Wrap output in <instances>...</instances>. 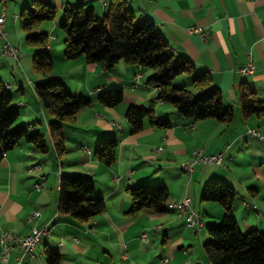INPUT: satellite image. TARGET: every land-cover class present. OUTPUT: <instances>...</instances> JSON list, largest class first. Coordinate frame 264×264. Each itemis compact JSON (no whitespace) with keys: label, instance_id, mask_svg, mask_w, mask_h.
<instances>
[{"label":"crops","instance_id":"obj_1","mask_svg":"<svg viewBox=\"0 0 264 264\" xmlns=\"http://www.w3.org/2000/svg\"><path fill=\"white\" fill-rule=\"evenodd\" d=\"M31 1L7 0L3 5L5 35L0 34V77L9 88L11 84L1 72L14 73L8 65L6 42L22 46L25 31L18 30L14 21ZM45 1L60 8L57 11L66 3H82L102 15L115 0ZM127 3L136 19L148 17L156 24L175 55L184 56L195 65L194 75L204 72L210 75L213 86L221 91L224 105L233 109L234 119L226 124L214 118L195 121L180 115L170 103L157 100L156 89L147 84L151 70L120 60L110 70L113 75L110 83L104 79L102 87L97 80L86 89L91 105L77 113L75 122L63 128L67 151L66 155H57L49 135L51 117L32 91L40 75L36 80L29 78L31 83L27 85L31 91L27 97V86L17 77L18 104L27 115L18 126L43 133L51 145V152L42 156L31 143L22 140L0 161V238L7 229L25 236L33 226H49L33 254L25 256L21 264H47L46 249L59 254L58 264H211L203 250L206 225L219 223L223 215L217 202L200 201L202 187L211 180L236 190L232 211L242 232L264 229V141L248 132L250 127L264 130V116L242 118L238 101L242 82L264 99V0H127ZM10 19L12 23H8ZM190 26L200 28L205 37L200 32H189ZM37 31H46L49 39L55 26L40 25ZM53 36V41H58V34ZM47 48L53 50L49 43ZM80 59L75 62L81 63ZM249 63L252 72L243 74L241 69ZM86 69L100 75L109 73L101 64L86 65ZM137 73L138 80L134 77ZM58 77L71 85L68 72ZM192 78L179 76L175 83L191 88ZM108 87L123 89L124 104L107 107L97 101V92ZM129 104L154 105L155 115L168 120L171 126L156 128L145 123L139 132L131 134L125 117ZM108 137L118 139L116 160L110 167L99 163L93 155L96 144ZM158 147L160 152L156 151ZM199 148L204 154L222 153V164L198 163L192 173L184 171L179 162L190 160L192 151ZM35 164H42L41 172L28 171ZM58 172L92 177L95 195L104 199L105 210L85 221L59 213ZM145 182L167 187L166 211L130 212L128 189ZM36 183L41 186L36 187ZM185 197L190 198V208L201 217V230L186 225V211L167 206ZM36 210L40 214L28 222L27 216ZM1 253L0 241V264H16V249H11L6 259H2Z\"/></svg>","mask_w":264,"mask_h":264},{"label":"trees","instance_id":"obj_2","mask_svg":"<svg viewBox=\"0 0 264 264\" xmlns=\"http://www.w3.org/2000/svg\"><path fill=\"white\" fill-rule=\"evenodd\" d=\"M64 18L60 22L63 31V56L73 60L84 56L87 63L101 64L104 71L111 70L123 60L151 70L147 84L156 89L157 100L173 105L180 115L200 121L214 118L230 124L234 111L223 103L221 91L213 86L207 73L194 75L195 65L184 56H177L167 43L163 33L148 17L135 18L127 0L110 3L109 11L99 15L92 6L82 3H66L62 8ZM56 7L45 0H32L25 6L19 18L20 27L27 33L26 42L38 48L33 56L35 70L44 76L34 85V92L43 109L51 117L48 127L57 155L66 151L63 128L76 119L77 113L91 105L83 95L68 91L57 75L52 73L53 60L47 53L48 34L33 32L44 20L53 19ZM193 76L192 87L177 85L179 76ZM124 98L118 88L99 91L97 100L114 107ZM13 94L0 78V161L7 151L20 142L31 143L40 153L48 151L47 139L39 131L29 130L24 125L11 130L12 123L19 116L18 108L12 104ZM239 111L242 118L264 116V99L245 82L238 92ZM125 117L131 134L139 132L145 123L156 128H169L171 123L155 115L154 105H129ZM118 139L108 137L101 140L94 149V158L110 166L116 160ZM131 196L130 212L149 209L153 212L166 211L169 191L166 186L141 183L128 189ZM236 190L218 180L204 184L200 201L217 202L223 208L221 223H208V240L203 244L211 264H264V229L257 228L242 232L233 215L232 207ZM103 198L95 195L94 179L78 173H62L59 177L58 211L69 214L79 221H85L105 210ZM218 224V223H217ZM47 264H58L60 256L52 250H45Z\"/></svg>","mask_w":264,"mask_h":264},{"label":"rangeland","instance_id":"obj_3","mask_svg":"<svg viewBox=\"0 0 264 264\" xmlns=\"http://www.w3.org/2000/svg\"><path fill=\"white\" fill-rule=\"evenodd\" d=\"M31 3V2H30ZM57 9H60V8H56V15L53 19H50V20H44L40 23L41 26H55V32L53 35H56L58 34V41L54 42L53 41V38L54 37L53 35H50L49 37V45L52 46L53 50L50 51V49H47V53L49 54V56L52 58L53 60V65H52V73H57L56 75L58 76L59 74H65L66 72L69 73L70 77L68 78L69 80V84H66L65 81L63 82L64 84V87L72 92L73 94H78V95H83L85 98L87 99H90L91 100V96H89L88 94H86V89L88 87H90V85L92 83H97V80H99V85H102V87H104L105 85V81L104 79L107 80V83H110L111 82V79L113 78V75L110 74V70H107L106 72H109V73H103L104 75H100L98 74V72L96 71H93V70H87L86 69V65H93L95 63H87L85 61V58L84 56L80 57V62H75L77 59H73V60H66L63 56V48H64V43H63V38H64V34H63V31L61 30L60 28V22L63 20L64 18V14H63V11H57ZM21 13V12H20ZM19 13V14H20ZM21 14L19 15L18 19L16 18V21L15 24L18 28V30H20L21 32H23L22 28L20 27V23H19V18H20ZM8 23H12V19L8 20ZM55 24V25H54ZM39 25V27H40ZM38 29V28H37ZM37 29H34L33 32H37ZM46 32V31H44ZM27 31L24 33V38H23V41H22V46L21 45H18V46H15L14 47L17 49V51L19 52V58H18V61L16 59H14L11 55H7V58H8V65H9V68H13L14 70V73H11L12 71L10 70H7V71H3L1 70L2 72V75H5L6 79H7V82H9L11 84V88H10V91L11 93L13 94V101H12V104L15 105L18 110H19V116L17 117V119L12 123L10 129L11 130H16L18 129L17 126L19 123H22L24 122L25 120L24 119H27V115L24 113L23 111V106H20L18 104V101H19V89L18 87H16V81L18 82L17 80V77H20V79H23L24 83L26 84L27 87L26 88V91L27 93H25L26 97L29 96V90H30V87H28L27 83L30 84L31 82H29V78L30 79H35V77L37 78L38 75H40V80H37L38 81H43L47 76H44L42 74H39L35 68H34V64H33V56H34V53L37 52L38 48L35 47V46H31L29 45L27 42H26V36H27ZM59 40H60V43H59ZM62 41V42H61ZM30 53V54H29ZM28 54V55H27ZM7 61L5 63V65L7 66ZM87 63V64H86ZM84 64V65H83ZM85 66V67H84ZM149 70V69H148ZM4 72V73H3ZM59 73V74H58ZM183 76V75H181ZM2 77V76H1ZM0 77V78H1ZM4 77V76H3ZM36 80V79H35ZM76 82V84L74 85V83ZM6 83V82H5ZM36 81L34 82V85H35ZM8 84V83H6ZM9 84V85H10ZM99 85H97L96 87H99ZM110 88V87H108ZM103 89H106L108 90L107 88H103ZM111 89V88H110ZM118 89H122V88H118ZM153 89V88H152ZM123 90V89H122ZM31 91V90H30ZM32 91H34V89L32 88ZM105 91V90H103ZM102 92V91H101ZM124 92V91H123ZM98 94V92H97ZM24 99L21 97V100ZM97 99V97H96ZM28 101H31V98L28 97ZM98 101V100H97ZM123 102H125V92H124V98L123 100L118 104H124ZM116 105V106H118ZM131 105V104H129ZM128 105V107H129ZM115 106V107H116ZM89 107V106H88ZM127 107V108H128ZM87 108V107H86ZM45 111V109H44ZM81 111V110H80ZM79 111V112H80ZM46 114H48L46 111H45ZM40 114L41 111H40ZM42 116V115H41ZM75 122V121H74ZM72 124V123H71ZM19 127V126H18ZM50 143H49V139L47 140V147H48V151L45 152V153H41L42 156H45L47 154H49L51 152V147H50ZM201 149V148H199ZM67 151V150H66ZM66 151L63 153L64 155H66ZM72 154V153H71ZM70 154V155H71ZM47 160L43 161V162H46ZM115 163V162H114ZM113 163V164H114ZM112 164V165H113ZM179 164L181 165L182 164V161L179 162ZM201 164V163H200ZM205 164H209V165H212L210 163H205ZM42 165V164H41ZM40 164H35L31 167L28 168V171L29 172H36V173H39L42 171V166ZM110 165V166H112ZM215 165V164H214ZM36 166H39L40 169H37ZM106 166V165H105ZM110 166H107V167H110ZM215 166H218V165H215ZM195 168V167H194ZM145 183H149V182H145ZM144 183V184H145ZM155 184V183H154ZM205 202H208V201H205ZM192 209V208H191ZM193 210V209H192ZM194 211V210H193ZM196 212V211H195ZM197 213V212H196ZM221 222H219L218 224L216 225H219ZM193 230V228H192ZM246 232V231H244ZM243 232V233H244ZM208 240V236H207V239L204 241V243ZM203 243V244H204ZM184 264V263H183Z\"/></svg>","mask_w":264,"mask_h":264},{"label":"built area","instance_id":"obj_4","mask_svg":"<svg viewBox=\"0 0 264 264\" xmlns=\"http://www.w3.org/2000/svg\"><path fill=\"white\" fill-rule=\"evenodd\" d=\"M7 0H0V34L1 36L5 35L4 32V11L5 7L3 6ZM189 32H200L204 37L205 33L197 27L190 26L188 27ZM6 51L13 56L15 59L19 58V52L17 49L11 45L9 42H6ZM243 74L252 72L251 63L241 69ZM134 77L138 80L140 74H135ZM248 132L255 136L257 139L264 141V134H257L254 128H248ZM161 147L156 148L157 152H160ZM222 153L218 154H204L203 149H194L191 153L192 158L188 161L182 162V169H189V173L193 172L194 166L198 163H210L215 165H220ZM37 169H40L39 166H36ZM60 173V172H58ZM117 179V178H116ZM36 187H40V183H36ZM172 204H175V209L181 211H186L185 223L188 227L195 228L199 230V223L196 219V212L190 208L191 200L188 197L183 198L179 201H173ZM40 214L38 210L32 212L27 216V221L30 222V215ZM49 226L45 225L42 228L33 226L31 232L28 235L21 236L16 234L12 229L4 230L1 234V244H2V259H6L10 253L11 249H16L18 251V256L15 258L16 264H18L19 258H24L25 256L32 255L35 249L36 240L40 239L41 236L45 233H48ZM186 264V262L184 263Z\"/></svg>","mask_w":264,"mask_h":264},{"label":"bare ground","instance_id":"obj_5","mask_svg":"<svg viewBox=\"0 0 264 264\" xmlns=\"http://www.w3.org/2000/svg\"><path fill=\"white\" fill-rule=\"evenodd\" d=\"M4 18H5V11H4ZM251 128H254L255 132L257 134H264V130H259L258 128H255V127H251ZM223 162V157L221 155V160H220V165L222 164ZM184 171H186L187 173H189V169H183ZM58 176L60 177V173H58ZM40 186H41V183H40ZM173 202L169 203L167 206L170 207V208H175V204H172ZM39 214H34V215H30V222L32 220H34V218H36ZM196 219L199 223V230H201L203 228V222L201 220V217L198 213H196ZM40 239L36 240L35 242V246L36 244L39 242ZM24 258H19L18 259V264H21L22 261H23Z\"/></svg>","mask_w":264,"mask_h":264}]
</instances>
